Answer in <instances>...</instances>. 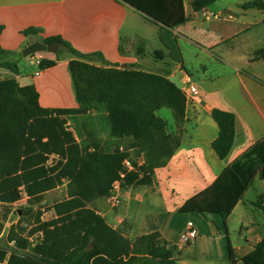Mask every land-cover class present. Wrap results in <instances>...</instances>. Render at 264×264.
I'll return each mask as SVG.
<instances>
[{"label":"crops","instance_id":"1","mask_svg":"<svg viewBox=\"0 0 264 264\" xmlns=\"http://www.w3.org/2000/svg\"><path fill=\"white\" fill-rule=\"evenodd\" d=\"M124 1L0 0V26H3L0 38L5 39L0 46L7 52L8 59L15 61V55L26 46L56 37L87 55L86 62L96 67L133 66L158 73L185 95L187 80L198 85L200 95L186 103L180 146L166 166L155 170L152 184L123 190L122 204L117 208L108 198L97 199L89 206L130 241L157 231L166 249L172 252L173 264H214L218 261L230 264V249L234 260L239 261L264 237V211L250 201L255 198L256 203L264 194L260 187L256 188L258 177L225 220L217 214H208L209 221L207 215L181 213L179 209L264 136V9L246 7L254 1L264 4V0H215L205 9L218 13L217 19L203 18L192 9L193 0H183L186 20L171 31L176 37L182 64L172 59L169 49L162 43L159 27L146 21ZM25 29L37 32L23 35L21 31ZM61 41H57L56 54H39L42 59L54 61L55 66L41 71L37 81L33 78L30 82H21L18 61H15L17 74L0 67V80L15 78L20 86L33 84L43 107L75 108L77 103L69 71V62L75 57ZM257 53L258 58L255 57ZM55 70L61 71L62 79L60 71L53 73ZM46 94H53L62 103L42 104ZM214 109L234 115V142L224 159H219L211 148L218 135L212 118ZM158 115L167 121L168 130L174 132L170 110L163 108ZM101 137L108 139L106 135ZM250 190L253 195L248 198ZM40 201L23 196L9 206L10 215L22 216L21 204H27L29 213L25 217L35 226V218L39 216L36 205ZM41 218H44L42 213ZM52 218H55L53 208L48 220ZM16 222H8L7 226ZM230 224L239 225L240 230L245 231L236 246L230 241ZM188 225H192L197 236L183 245L180 235ZM200 229L210 235L207 248H202L200 239L197 240ZM2 235L0 233V239ZM8 245L15 247L12 242Z\"/></svg>","mask_w":264,"mask_h":264},{"label":"trees","instance_id":"2","mask_svg":"<svg viewBox=\"0 0 264 264\" xmlns=\"http://www.w3.org/2000/svg\"><path fill=\"white\" fill-rule=\"evenodd\" d=\"M214 1L193 0L191 7L199 12ZM124 2L159 27L162 43L172 59L182 64L171 31L186 20L183 0ZM246 7L264 9V4L254 1ZM36 32L27 29L24 34ZM54 41L61 40L54 37L45 43ZM61 44L75 57L69 62L75 108L43 107L33 84L20 86L15 78L0 80V204L11 206L23 196L38 201L64 182L67 187V198L52 207L55 218L46 222H40L38 215L35 218L33 231L43 230L41 242L25 252L27 241L12 227L6 246L0 247V261L9 253L8 264H173L172 252L166 249L157 231L130 241L89 205L97 199H110L115 181L121 180L122 190L152 184L155 170L166 166L180 146L185 93L164 75L133 66L96 67L86 62L87 55L65 42ZM53 66L54 61L42 59L39 68ZM0 67L18 73L16 62L8 59L1 46ZM163 108L172 114L174 132L158 115ZM91 116L95 123L104 125L107 140L90 131L78 141L65 128L68 118L89 120ZM212 118L218 135L211 148L219 159H224L234 142V115L214 109ZM133 156H142L144 162L126 172L123 162ZM255 177L264 180V136L226 166L211 185L187 199L179 211L203 217L217 214L225 220ZM263 203L264 194L255 205L264 211ZM27 213L29 209L22 211V216ZM10 242H14V248L9 247ZM229 261L264 264V237L239 261L234 260L230 249Z\"/></svg>","mask_w":264,"mask_h":264},{"label":"rangeland","instance_id":"3","mask_svg":"<svg viewBox=\"0 0 264 264\" xmlns=\"http://www.w3.org/2000/svg\"><path fill=\"white\" fill-rule=\"evenodd\" d=\"M26 30L27 29L22 30L21 33L23 35H25L24 32ZM27 40H29V39H26V41ZM2 41L4 42L5 39L4 38H0V43H2ZM26 41H24V44L26 43ZM37 54L38 55L39 54L46 55L45 52H40V53H37ZM15 56H16L15 57V61H18V63H19L18 69H19V74L21 76V82H30L31 79H33V78H34V80L36 79L35 81H37L39 73L41 71H43V70H41L38 66H36L34 61L31 62V55L28 56V57H22L21 53H17ZM59 71L60 70H55L53 73L56 72L55 74H58ZM36 73H38V75H36ZM59 75H60V78L62 79L63 75L61 74V71H60ZM38 86H41L39 82H38ZM60 102L62 103V101L58 102V99H56L53 96V94H46V95L43 96L42 104H54V105H57V104H61ZM92 117L93 116H91L89 120H88V118H81V119H75V120L74 119H69V118L67 119L71 123L72 133H73V135L75 136V138L78 141H82L83 139H85L87 137L88 132H90V131H93L94 133H96L98 135L99 134H101L103 136L106 135L104 125H100V122L95 124L94 119H92ZM95 126L97 128H95ZM97 132H99V133H97ZM258 183H260V184H258ZM259 187H260L261 190H263L262 192H264V182L262 183V182H260V180H256V188H259ZM123 190H126V188L123 189ZM123 190H121L119 206H121V204H122V198L121 197H122V191ZM252 195H253V191L250 190L248 192V194H247V197L249 198ZM66 197H67L66 182H64L61 186H59V188L56 189L55 191H51V192L45 193L41 197V201L36 205L37 206L36 208L38 209L39 216L42 213V216L44 217L43 219H49V216L51 215V208L53 207V205L55 203L59 202V201L64 200ZM250 201H253V204H255L256 199L254 198V199H252ZM110 203L112 204V201ZM26 205H22L21 204V210L22 211H25L27 209ZM119 206H116V208L119 207ZM248 207H250V206H248ZM43 209H45L46 213L42 212ZM10 210L11 209H10L9 206L0 204V227H1V233H3V235H2V237L0 239V247L1 246H6V238H7V235H8V233H9V231H10V229L12 227L15 228L16 233L21 238L26 240V237L28 236V233L30 231L29 228L32 226V222L28 221L29 219L26 218L25 215H24V217L23 216L18 217L19 215L18 216L17 215H10ZM43 213H44V215H43ZM206 217L209 219V221L211 220V216L207 215ZM14 220L17 221L16 222L17 224H15L13 226H10V227L7 226L8 222H11V221H14ZM23 223H26L28 225L27 226L21 225ZM204 223H207V222L204 221ZM238 226L234 227L232 224H230V241H231L232 245H234V246H236V244H237V242L239 240L240 241L242 240L241 236L245 234V231L244 230H240V226L239 227ZM209 236H210L209 233H207L205 230H201L198 233L197 240L200 239V241H201L200 242V246L202 248H207L208 247V245H209V243L211 241V238ZM39 243L40 242L36 243L35 246H37ZM27 244H28V246H27L28 252H30L35 246H33V247L30 246L28 242H27ZM185 249H187V248L185 247ZM218 258L219 257H217V260H219ZM214 264H221V263L218 261V262H216Z\"/></svg>","mask_w":264,"mask_h":264},{"label":"built area","instance_id":"4","mask_svg":"<svg viewBox=\"0 0 264 264\" xmlns=\"http://www.w3.org/2000/svg\"><path fill=\"white\" fill-rule=\"evenodd\" d=\"M199 14L205 18V19H217L219 17L218 13L215 12H209L206 9H202L201 11H199ZM32 57V62L34 61L35 65L39 67L40 62L42 60V58L37 54H33L31 55ZM36 75H38V73H36ZM186 103H189L190 100L192 98L198 97L201 93V88L198 85L195 84H191L188 80H187V86H186ZM65 128L72 132L71 129V123L69 120H67L66 124H65ZM120 150H122V147L119 148ZM54 156L50 157L49 163L51 161V159H53ZM144 160L142 156L139 157H130L124 160L123 164L124 167L126 169V172H130V171H134L136 169V167L141 166L143 164ZM124 177V174H121V178ZM121 180L115 181L112 184L110 193H111V201H112V205L113 206H119L120 204V194H121ZM42 212L46 213L45 209L42 210ZM43 213V215H44ZM48 221V219H43L41 218L40 222H46ZM36 227L35 226H31L29 228V233L28 236L26 237L27 242L29 243L30 246H35L36 243L41 242L42 238H43V230H37V231H33V229ZM33 231V232H31ZM197 236L196 231L194 230V228L192 227V225H188L187 229L185 230V232H183L180 235V242L183 245H187L189 243H191ZM12 244H14V242H12ZM0 264H8L6 260L0 261Z\"/></svg>","mask_w":264,"mask_h":264},{"label":"water","instance_id":"5","mask_svg":"<svg viewBox=\"0 0 264 264\" xmlns=\"http://www.w3.org/2000/svg\"><path fill=\"white\" fill-rule=\"evenodd\" d=\"M58 48H59V42L57 41H54L49 44L34 42L26 46L24 49H22L20 53L22 57H28L30 55H33L35 53H40V52L56 54L58 52Z\"/></svg>","mask_w":264,"mask_h":264}]
</instances>
